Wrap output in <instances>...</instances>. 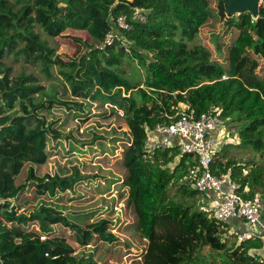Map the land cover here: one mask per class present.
<instances>
[{"label":"trees","instance_id":"trees-1","mask_svg":"<svg viewBox=\"0 0 264 264\" xmlns=\"http://www.w3.org/2000/svg\"><path fill=\"white\" fill-rule=\"evenodd\" d=\"M136 8L150 11L144 23L132 19ZM121 15L128 30L116 26ZM227 16L224 0H0L1 164L57 166L62 174L30 176L35 193L51 199L84 180L120 177L131 187L136 231L147 242L143 264H199L205 248L225 253L221 264H264L259 241H234L229 224L196 208L200 195L208 198L191 186L190 155L146 147L148 133L181 112L194 119L210 114L234 123L239 148L264 158V7L256 15ZM219 27L212 48L198 44L199 35L207 39ZM110 30L129 52L119 42L97 47ZM69 31L85 32L90 43ZM42 34L83 50L67 59ZM7 56L34 57L43 79L60 86L45 91L32 74L12 80L2 63ZM122 59L139 63L133 78L119 72ZM97 92L102 98L93 99ZM83 125L88 131L80 133ZM221 151L211 172L229 174L238 193L257 200L264 213V164ZM68 162L75 165L67 169ZM25 192L24 186L9 194L0 170V264H46L31 256H47L50 264H95L92 257L72 258L78 239L55 236L56 226L83 231L89 242L117 240L107 220L82 229L55 207L15 205Z\"/></svg>","mask_w":264,"mask_h":264},{"label":"rangeland","instance_id":"rangeland-1","mask_svg":"<svg viewBox=\"0 0 264 264\" xmlns=\"http://www.w3.org/2000/svg\"><path fill=\"white\" fill-rule=\"evenodd\" d=\"M222 28L219 27L213 33H207V39L200 38V35L196 39L198 44L209 43L211 48L214 46L213 35H220ZM71 37L80 39L82 43L85 41L90 43V38L85 32L69 31ZM42 38L46 40L50 47L64 56L67 59H75L83 50L82 44H63L57 39H51L42 34ZM200 39V40H199ZM225 41V39H223ZM213 45V46H212ZM216 45V44H215ZM192 45L189 44V47ZM3 67L10 68V77L12 80H16L21 74L34 75L37 78L38 84L45 90H55L61 83H57V79L53 81H45L40 73L39 62L35 61L34 57L29 59L23 58V56L12 57L7 56L2 60ZM139 67V63L134 61L130 62L129 59H122L121 68L119 72L127 79H131L136 75V69ZM142 72V70L140 69ZM55 71L54 73H56ZM102 98L101 94L97 92L93 94V99ZM107 113L110 112V107L105 106ZM94 112V111H93ZM78 119L75 120V123ZM77 124V123H76ZM226 126V127H225ZM219 132L218 137L221 140V146L217 150V153L222 154V149L225 148L228 151V158H235L245 162L246 160L255 161V163L264 164V158H261L258 154H252L251 151H247L243 148H239V139L236 135V127L234 123H228ZM88 126H80V133L88 131ZM151 141L154 138L148 135L146 141L147 149H152ZM231 145V146H229ZM237 145V146H235ZM120 150V146L117 145L113 155L109 153V156H115ZM220 157L219 154L216 158ZM75 165V162H68L66 164L67 169ZM0 170L3 171L7 180V189L11 194L15 189L25 186V193L21 194L20 198L15 201V205L21 207L26 201L33 203L35 206L46 205L57 208L61 211L69 222L85 229L88 225L97 223L100 220L109 221L108 229L111 230L116 237V241L111 244L101 243L94 240L89 242V235L84 234L83 231L74 233L66 227L56 226L54 230L55 236H62L70 238L76 241L78 239V250L75 252L72 258L76 256L88 259L92 257L95 264H143V254L147 246V242L142 239L136 231V216L133 213V209L129 202L131 187L124 185L121 178L114 176V179L119 181L110 182L108 178H98L96 180H84L81 181L73 190L67 191L56 198H49L43 195H37L34 188L31 186V175L37 177H43L44 175L54 173L62 174L57 166L47 163L44 165H35L25 160L18 162H8L3 165L0 161ZM32 171V173H31ZM69 174V173H68ZM196 208H204L205 211L212 210L211 204L205 197L199 196L194 203ZM213 207V205H212ZM230 233L237 237L238 233H233L230 223ZM31 229V228H29ZM230 235V234H228ZM233 238L234 241H238L237 238ZM205 255V259L199 262V264H221L222 259L226 257L225 253L212 252L205 248L202 252ZM38 259L40 261L50 264L49 257L45 256H31V260ZM16 264V262H13ZM66 264H71L70 260L65 261Z\"/></svg>","mask_w":264,"mask_h":264},{"label":"built area","instance_id":"built-area-1","mask_svg":"<svg viewBox=\"0 0 264 264\" xmlns=\"http://www.w3.org/2000/svg\"><path fill=\"white\" fill-rule=\"evenodd\" d=\"M262 7L264 0H259L258 8ZM147 13L150 11L136 8L132 19L144 23ZM239 15L236 13L235 17ZM115 23L121 30L129 29L127 19L123 15L116 17ZM114 42H119L125 51L129 52L128 44L116 30L107 32L97 47L105 48ZM226 123L227 120L218 115L204 114L194 119L191 114L181 112L178 120L168 126L157 125L149 135L157 140L159 145L177 147L181 153L191 156L195 164L188 167L187 176L191 180L192 188L201 194H214V218L223 223L242 222L245 229L239 233V241H259L261 243L259 252L264 258V213L260 203L257 200L243 198L238 193L239 186L231 181L229 174L218 177L211 172V165L221 146L222 139H219L218 134Z\"/></svg>","mask_w":264,"mask_h":264},{"label":"water","instance_id":"water-1","mask_svg":"<svg viewBox=\"0 0 264 264\" xmlns=\"http://www.w3.org/2000/svg\"><path fill=\"white\" fill-rule=\"evenodd\" d=\"M258 2L259 0H224L225 11L228 15L246 11L256 15L258 13Z\"/></svg>","mask_w":264,"mask_h":264},{"label":"crops","instance_id":"crops-1","mask_svg":"<svg viewBox=\"0 0 264 264\" xmlns=\"http://www.w3.org/2000/svg\"><path fill=\"white\" fill-rule=\"evenodd\" d=\"M206 196H207L208 202L211 204V208H212L214 194H209ZM202 209H204V208L202 207ZM231 229H233L232 232L236 234V233L243 231L245 228H244V225L240 221H233V225H231Z\"/></svg>","mask_w":264,"mask_h":264},{"label":"clouds","instance_id":"clouds-1","mask_svg":"<svg viewBox=\"0 0 264 264\" xmlns=\"http://www.w3.org/2000/svg\"><path fill=\"white\" fill-rule=\"evenodd\" d=\"M259 9V8H258ZM236 14V13H235ZM235 14H233L234 16H235ZM239 14H241V13H239ZM228 15V14H227ZM227 17H229V15L227 16ZM119 114L121 115L122 114V112H119ZM150 133V132H149ZM149 133H148V135H149ZM150 136V135H149ZM152 137V136H151ZM151 146H152V148L153 147H159L160 145H159V143L157 142V140H155L154 139V141H151ZM177 148V147H176ZM203 195H209V194H203ZM212 210V215H213V207L211 208ZM214 217V216H213ZM242 223V222H241ZM227 224H229V223H227ZM230 225V224H229ZM240 233V232H239ZM239 233H238V235H239ZM238 235H237V240H238V242H243V241H239V239H238ZM248 241V240H247Z\"/></svg>","mask_w":264,"mask_h":264}]
</instances>
